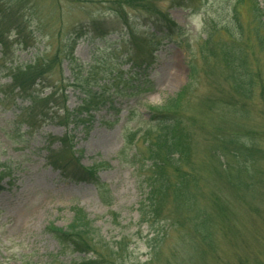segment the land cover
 <instances>
[{"label":"rangeland","instance_id":"1","mask_svg":"<svg viewBox=\"0 0 264 264\" xmlns=\"http://www.w3.org/2000/svg\"><path fill=\"white\" fill-rule=\"evenodd\" d=\"M228 1L198 0L193 9L169 8L170 20L185 31V39L181 44L177 40H154L155 61L146 71L143 68L138 72L124 58L122 43L113 44L116 37H109V44L89 37L80 40L74 51L77 63L83 65V69L93 68L96 81L105 85L112 100V104L108 102L92 112L83 125L63 128L52 121L41 124L32 134H26V128L20 126L16 118L27 103L19 99L2 103L0 94V162L13 173L11 185L4 184V190L0 192V264H78L83 255L61 249L45 233V227L50 223L58 228L66 227L71 221V209L75 207L93 221L100 238L98 241L103 243L101 248L96 247L97 251L102 256H106V250L115 253L109 258L116 264H183L187 255L192 256V264H204V259H196L197 248L202 250V241L194 235L189 223L182 224L179 233L171 234L159 243L149 234L148 227L139 225L142 188L133 167L139 169L143 163V159L137 158L144 155L139 138L148 129L138 116L141 107H160L169 98L177 96L187 83L189 66L195 69L196 79L183 98L180 113L191 125L193 165L199 171L201 165L209 167L207 151L211 146L212 131L220 127L219 112L223 116L227 114L218 112L215 107L201 109L200 102L220 91L225 95L228 82L220 54L217 57L209 55L204 43L207 35L211 36L213 48L221 52L220 45L227 34L219 31L225 23H220L221 17L216 18V12ZM251 2L246 1L250 5ZM47 3L43 0L41 6ZM248 4L244 11L248 10ZM260 6L264 9V0H260ZM66 7L62 0L56 6L59 9L56 14L64 16L65 21L83 18V11L67 14ZM102 9L93 8L95 13L101 14ZM249 24L245 23L243 37L248 42L249 54L258 57L260 50ZM46 43L47 39L39 41V49L46 51ZM34 53L32 49L18 51L16 63H28ZM71 67L67 62L61 63L64 79L71 77ZM7 82L0 70V86ZM66 96L67 107L72 111L79 105L80 95L70 88ZM263 107L264 102H261L256 112ZM242 121L236 127L233 125L231 131L235 128L257 131L261 127L256 114L247 115ZM135 131L139 133L135 134ZM65 132L70 137L72 150L62 154L55 139ZM261 139L254 135L252 144L264 156V138ZM47 147L56 153L58 162L72 157L79 167L91 170L100 187H104L100 188L101 192L88 182L74 183L63 179L54 169ZM260 158L256 157L257 160ZM259 161L255 163V170L263 173V177L264 159ZM200 174L196 203L198 209L207 213L205 229L210 236L209 244H212L206 264H264V189L259 188L251 195H241L244 191L233 194L218 187L219 177L212 171L209 174L200 171ZM212 195L225 197L223 202L228 207L225 219L213 209ZM151 244H159L155 251H158L157 255L149 248Z\"/></svg>","mask_w":264,"mask_h":264},{"label":"trees","instance_id":"2","mask_svg":"<svg viewBox=\"0 0 264 264\" xmlns=\"http://www.w3.org/2000/svg\"><path fill=\"white\" fill-rule=\"evenodd\" d=\"M42 1L0 0V70L8 79L7 84L0 86L1 102L8 104L19 99L27 103L16 118L20 126L26 128V134H32L41 124L52 121L63 128L83 125L91 118L92 112L108 102L112 104L105 85L96 81L93 68L83 69V65L77 63L74 51L80 40L89 37L109 44L108 38L116 37L113 44L122 43L124 58L138 72L143 68L146 71L155 61L154 40H177L181 44L185 39V31L170 20L167 10L175 7L193 9L198 0H62L67 4V14L79 10L84 14L82 19L72 17V20L66 21L64 16L56 14L60 0H46L48 3L41 6ZM246 1L229 0L216 12V18L221 17L220 23H225L219 31L226 33L227 37L220 45V53L213 48L211 36L207 35L204 45L209 55L217 57L220 54L227 74L228 90L225 95L220 91L200 102L201 109L215 107L218 112L227 114L223 116L219 112L220 127L212 131L211 146L207 151L209 167L201 165L200 171L208 174L212 171L219 177L218 187L221 190L226 189L233 194L244 191L241 195H251L259 188L264 189V175L262 177L263 173L255 170V163L264 156L252 144L254 135L264 138V107L256 112L259 104L264 102V9L260 0H252L251 5ZM247 4L248 10L244 11ZM97 7L103 8L102 14L95 13L93 8ZM249 22L253 27L256 47L260 50L258 57L249 54L248 42L243 37L245 23ZM44 39H47L46 51L40 50L38 44ZM29 49L35 50L33 59L24 64L16 63V53ZM62 62H67L68 67L75 64L70 69L69 79L62 77ZM195 74L193 66H189L188 80L181 92L166 100L162 106L141 107L138 116L148 129L139 138L144 155H135L138 160L143 159V163L139 169L135 168L137 166L133 168L141 179L142 188L138 207L139 225L148 227L149 234L159 243L171 234L179 233L182 224L189 223L203 245L202 250L197 248L196 259H204L206 264L208 249L212 248L205 229L208 217L205 211L197 208L196 203L202 176L192 163L191 125L180 113L183 98L195 83ZM110 83L117 88L114 81ZM70 88L80 95L79 105L72 111L67 107L66 96ZM250 114H256L260 119V131L245 128L231 131L233 125L236 127ZM55 142L62 154L72 150L67 132ZM47 153L63 179L74 183L88 182L99 192L100 188H104L100 187L91 170L79 167L72 157L61 163L49 147ZM257 156L261 158L257 160ZM12 174L10 168L0 162V192L4 190V184L11 185ZM223 201L225 197L212 195L210 203L216 213L225 219L228 207ZM71 213V221L66 227L58 228L50 223L45 227V233L61 249L83 255L78 264H116L109 258L115 253L106 250V256H102L97 251L96 247L101 248L103 243L98 241L100 238L88 215L78 207L72 208ZM158 245L149 246L156 255ZM189 248L194 250L191 246ZM185 262L192 264V256H185L182 263Z\"/></svg>","mask_w":264,"mask_h":264}]
</instances>
